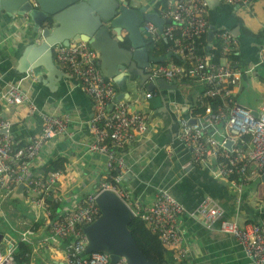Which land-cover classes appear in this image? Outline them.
Returning <instances> with one entry per match:
<instances>
[{
    "label": "built area",
    "instance_id": "1",
    "mask_svg": "<svg viewBox=\"0 0 264 264\" xmlns=\"http://www.w3.org/2000/svg\"><path fill=\"white\" fill-rule=\"evenodd\" d=\"M235 10L249 11L252 0H222ZM237 11V12H238ZM208 8L205 0H167L162 31H157L149 21L143 24V32L152 41L158 37L169 42V52L180 57L179 63L170 60L150 64L148 80L164 78L168 82L200 83L204 87L202 103L204 115L197 113L179 117L178 138L190 151L193 166L205 167L215 178L227 179L236 191L235 200L241 199L249 181H261L264 172V101L254 116L252 110L236 101L235 88L244 73L255 68L264 70V44L258 45L256 60L248 68L240 65L238 42L230 29L217 27L210 47H207ZM55 64L71 74L82 91L92 101L93 113L89 121L92 135L87 150L104 157V172L96 190L77 198L72 206L59 208L52 218L50 203L59 204L57 186L64 170L56 169L44 175L33 176L32 165L43 148L56 136L65 134L71 122L67 113L57 114L38 108L28 92L19 84L0 80V213L7 219L4 204L18 185L23 187L24 200L31 210L32 220L19 233L20 241L34 244V224L39 220L47 225L48 233L40 243L57 245L70 239L63 248L66 264H109L110 257L104 251H92L82 255L85 237L82 227L91 223L99 214L95 195L102 189L113 190L139 217L147 228L157 235L159 241L173 251L174 258L185 261L190 254L184 242L181 217L188 213L181 202L167 187H159L154 198L140 206L130 193L123 189L121 181L125 172V151L138 137L149 129L147 115L131 110L130 103L117 99L113 82L101 74L97 61L99 52L88 43L80 41L73 46L56 43L52 46ZM220 60H223L221 62ZM264 88V79L261 81ZM153 91L144 92L143 100ZM110 106V108H108ZM25 109L27 122L38 118L39 132L26 138L17 146L13 134V122L4 117L6 110ZM205 117V119L203 118ZM190 118L196 119L194 123ZM201 219L207 227L217 225L219 231L232 235L245 257L253 264H264V212L258 222L239 223L226 217L224 208L206 196L197 208L190 212ZM4 241V244H2ZM14 242L0 239V264H15ZM113 264H126L118 258Z\"/></svg>",
    "mask_w": 264,
    "mask_h": 264
},
{
    "label": "crops",
    "instance_id": "2",
    "mask_svg": "<svg viewBox=\"0 0 264 264\" xmlns=\"http://www.w3.org/2000/svg\"><path fill=\"white\" fill-rule=\"evenodd\" d=\"M156 2L157 0H145L147 10L157 12L163 17V11L155 9ZM248 10L242 8L238 12H233L237 24H239L238 20L240 19L246 28L254 33L264 29V0H252ZM144 35L146 37L145 33ZM161 37L156 36V42L158 41V43L150 45L149 53L151 55H163L169 52L168 46L163 47L159 42ZM24 42H26V39L23 34L19 33L15 27L6 25L5 22L0 20L1 84L12 81L5 74L2 64L7 57L14 63L11 55L16 47ZM260 44H264V40L258 39L257 48ZM172 55L175 56L176 54L172 53ZM172 55L171 57H173ZM171 57L168 60H171ZM255 60L256 53L250 58L239 56V62L243 68L250 67ZM262 79H264L262 68H255L252 72L244 73L234 90L236 101L254 110V108L248 106L249 104L240 101L239 95L240 93L250 94L253 85H255L262 93L264 101V88L260 82ZM33 83H36V80L34 77H30L27 81H22L21 85L39 109L57 114L67 113L71 116L68 131L65 134L56 136L50 143H47L39 158L31 167V173L38 175L42 173L43 166L53 156H61L67 161L64 176L57 186V192L60 196L59 208L69 207L72 206L74 200L91 192L83 194L84 189H95L102 180L104 172V157L101 154L87 150V145L92 138L89 130V121L93 113L92 101L81 88L68 81L61 82L58 88L61 97L55 99L51 97L48 91H45L46 89L40 85L34 86ZM202 88V84L197 82L177 83V91L172 92L170 98L179 101V104H171V107L178 113V117L193 114V106L198 100ZM129 91L131 95L134 93L133 88ZM144 92L146 91L140 92L142 98ZM242 97L247 101V96ZM134 103H137L135 104V111H142L147 115L149 129L145 135L138 137L123 155L126 168L121 181L122 188L126 189L141 207L154 198L155 191L159 187H167L182 204H192L194 196L197 194L194 192L195 188H199L200 184L191 180L192 185H190L188 181L181 179L182 169L185 165L191 163V156L186 147L179 146L172 149L169 145V142L171 143L174 139L177 128H171L169 123H166L167 125L164 127L162 121L157 117L151 119L152 109L161 106L160 99L154 92L147 100L142 99L141 103ZM261 103L262 101L258 104V107L261 106ZM3 115L12 120L13 134L17 142L36 135L40 130L38 118L27 122L28 119L23 108L14 111L12 109L6 110ZM194 167L206 169L207 173L213 177L209 169ZM215 179L222 184H215V192L212 195H214L215 201L224 208L226 217L236 219L240 224L248 221H259L261 213L264 212V183H258L254 180L249 181L245 185L240 201L237 203L235 200L236 191L232 184L227 179ZM20 202L28 205L24 199ZM18 204L14 205L12 203L9 208H14L13 210L17 211L19 210ZM25 219H22L21 215L16 213L13 224L14 233L17 237L23 230V228L19 230V225H22L20 222ZM29 219L32 220V215L29 216ZM181 221V226L184 229V242L190 249V254L185 260L186 264H253L250 259L245 257L235 238L230 234L219 231L216 224L207 227L201 219L195 214L190 215L189 212L182 215ZM24 222L26 224L28 221ZM47 233V228L44 229L42 220H39L34 225V234L31 236L32 241L36 243L32 245L29 264H35L38 258L41 260L39 264H66L59 243L52 245L39 242Z\"/></svg>",
    "mask_w": 264,
    "mask_h": 264
},
{
    "label": "water",
    "instance_id": "3",
    "mask_svg": "<svg viewBox=\"0 0 264 264\" xmlns=\"http://www.w3.org/2000/svg\"><path fill=\"white\" fill-rule=\"evenodd\" d=\"M205 1L209 22L207 47H210L214 30L225 27L237 39L239 56H254L258 39L243 33L233 15L235 7L220 0ZM0 20L15 27L26 39L11 55L14 63L9 57L1 63L5 74L12 80L11 84L21 85L22 81L34 77V86L40 85L54 99L61 97L58 88L62 81L79 87L71 74L55 64L52 46L56 43L73 46L84 41L99 52L97 65L103 77L110 79L117 87L116 98L126 100L134 110L137 104L134 102H142L140 92L153 91L159 97L161 106L152 109L151 119L157 117L164 127L169 123L171 128H177L173 141L169 142L172 149L185 147L178 138V113L171 107V104H179L177 99L170 98L172 92L177 91V82H168L164 78L148 80L149 65L167 61L172 53H149L150 45L143 32L144 22L153 23L161 32L169 20L157 12L148 11L145 0H0ZM129 86H134L132 95ZM252 113L257 115L256 110H252ZM195 120L189 119L191 123ZM181 174V179L190 185L191 180L200 184L199 188H195L194 192L199 196H194V202L181 203L189 213L206 196L214 199L215 184H222L211 177L206 169H199L191 163L183 167ZM261 181L264 182V172ZM22 189V185H18L11 197L22 200ZM94 200L100 212L91 223L82 227L85 237L82 255L104 251L109 254V264L118 258H123L126 264H149L128 227L134 218L133 211L110 189L98 191ZM2 236L0 233V239Z\"/></svg>",
    "mask_w": 264,
    "mask_h": 264
},
{
    "label": "trees",
    "instance_id": "4",
    "mask_svg": "<svg viewBox=\"0 0 264 264\" xmlns=\"http://www.w3.org/2000/svg\"><path fill=\"white\" fill-rule=\"evenodd\" d=\"M166 5H167V0H157V2L155 3V9L157 8L159 10H162L164 13L166 10ZM238 23L240 24V27L246 36L253 37L259 40L260 39L264 40V29L254 33L253 31L246 28V26L242 23L240 19L238 20ZM145 39L149 45H155L158 43V41L156 43L152 41L148 36H146ZM159 42L163 45V47H167L169 45V42L162 37L159 39ZM237 58H239L238 55L232 56V59H237ZM170 61L174 63H179L180 58L175 55L171 57ZM179 82L183 83V82H188V81L185 78H182ZM113 86H114L115 92L117 93V87L115 86V84H113ZM203 90H204V87L199 93V98L193 106L192 115H195L196 112L200 113L201 115H204V107L202 106V103L207 101L208 98L202 96ZM22 143H23L22 141L18 142L17 146ZM66 164H67V161L63 157L58 156V155L53 156L52 159L45 166H43L42 173L38 175H42V174L44 175L45 172L53 171L56 169L64 170L66 167ZM38 175H33V176H38ZM23 199H24V195H23ZM8 200H11V203L13 201L19 203L18 204L19 210L15 211L13 210L14 208L13 209L9 208L10 204L5 206L6 214L8 218L10 219L5 235L9 237L11 240H13L14 242L13 258H14L15 264H29L31 260V254H32V245H30L29 243L20 241V237H17L16 233H14L13 222H14L16 213L21 215L22 219L26 218L25 220H21L20 222V224L22 225L21 226L19 225V230H21L27 224V223L25 224L24 221L31 220L29 219V216L31 215V210L29 209V205L23 204L22 202H20L21 201L20 199H17L15 197H8L7 201ZM7 201L5 203H7ZM49 207L53 213L52 218H55V215L57 214L59 210V204L50 203ZM248 222H251V221H248ZM36 224L37 223H35L34 225ZM128 227L149 264H186L185 263L186 261L176 260L174 258L173 251L168 249L166 246H164L159 241L157 235L152 233L139 217H134L129 223ZM43 228L44 229L47 228V225H45L44 223H43ZM69 241L70 239L60 242L59 247L63 248V246Z\"/></svg>",
    "mask_w": 264,
    "mask_h": 264
},
{
    "label": "rangeland",
    "instance_id": "5",
    "mask_svg": "<svg viewBox=\"0 0 264 264\" xmlns=\"http://www.w3.org/2000/svg\"><path fill=\"white\" fill-rule=\"evenodd\" d=\"M238 10H236L235 12H237ZM221 62H223V60H220ZM134 86H129V89H132ZM239 100L242 101V102H245L247 104H249L248 106L251 107V108H254V109H258V104L263 101V98H262V93L258 90V87H256L255 85H253V90L251 91L250 94L248 93H240L239 95ZM242 96H247V101L243 99ZM256 99V100H255ZM205 119V117H203ZM122 186V185H121ZM95 189H84L83 190V194L87 193V192H93L95 191ZM14 205H17V202H12ZM11 200H8L7 203L4 204V209H5V206L7 205H11ZM6 210V209H5ZM10 222V219H6L5 216H3L1 213H0V233H3L5 235V232H6V229L8 228V224ZM2 244H4V241H2ZM40 259L38 258L37 261H35V264H39L40 263Z\"/></svg>",
    "mask_w": 264,
    "mask_h": 264
},
{
    "label": "clouds",
    "instance_id": "6",
    "mask_svg": "<svg viewBox=\"0 0 264 264\" xmlns=\"http://www.w3.org/2000/svg\"><path fill=\"white\" fill-rule=\"evenodd\" d=\"M158 31V30H157ZM177 55V54H176ZM155 64V63H154ZM178 83V82H177ZM7 218H8V216H7ZM9 219V218H8ZM3 236H2V238H8V239H10L9 237H7L6 235H4L3 233H1ZM19 237H20V235H19ZM60 244V243H59ZM30 245H34V244H30ZM62 249V248H61Z\"/></svg>",
    "mask_w": 264,
    "mask_h": 264
}]
</instances>
